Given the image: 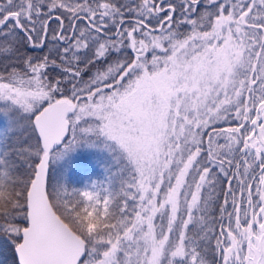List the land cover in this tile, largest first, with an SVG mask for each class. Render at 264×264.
<instances>
[{"label":"snow or ice","instance_id":"obj_1","mask_svg":"<svg viewBox=\"0 0 264 264\" xmlns=\"http://www.w3.org/2000/svg\"><path fill=\"white\" fill-rule=\"evenodd\" d=\"M0 264H264V0H0Z\"/></svg>","mask_w":264,"mask_h":264}]
</instances>
